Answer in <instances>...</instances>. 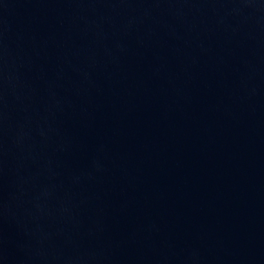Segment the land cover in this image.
Here are the masks:
<instances>
[{
    "label": "water",
    "instance_id": "obj_1",
    "mask_svg": "<svg viewBox=\"0 0 264 264\" xmlns=\"http://www.w3.org/2000/svg\"><path fill=\"white\" fill-rule=\"evenodd\" d=\"M0 264H264V0H0Z\"/></svg>",
    "mask_w": 264,
    "mask_h": 264
}]
</instances>
